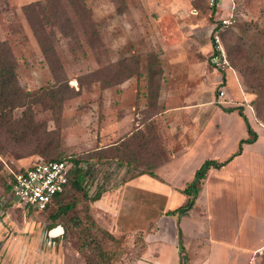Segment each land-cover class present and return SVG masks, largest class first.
I'll return each instance as SVG.
<instances>
[{
    "label": "rangeland",
    "instance_id": "1",
    "mask_svg": "<svg viewBox=\"0 0 264 264\" xmlns=\"http://www.w3.org/2000/svg\"><path fill=\"white\" fill-rule=\"evenodd\" d=\"M225 20L230 23L223 24ZM215 35L224 61L213 58ZM0 40L16 61L20 85L30 92L43 90L36 96L41 100L32 108L35 119L58 135L54 158L72 157L119 141L154 113L146 109L145 91L148 67L156 60L160 63L159 95L163 85L169 84L166 73L171 79L172 71L178 69L173 66L180 61L200 63L218 72L231 69L237 75L238 91L250 95L251 102L255 96L244 86L242 72L229 61L228 50L233 57L232 48L241 46L252 58L251 65L264 71V0H224L212 7L209 0H0ZM210 86L215 107L250 105L236 101V92L229 99L220 84ZM159 95L158 110H164ZM20 113L18 109L14 114ZM256 123L263 128L259 133L264 140V123ZM157 125L171 159L161 124ZM201 156L200 150L181 168L178 165L176 174L172 173L174 165L168 169L162 164L154 170L155 177L143 174L133 179L135 167L122 160L92 159L84 165L83 186L89 196L117 191L132 181L126 186L116 217L113 211L92 209L97 224L116 236L124 235L116 264H134L139 259L144 232L152 231L153 222L161 216L175 218L178 249L182 250L180 217L168 215L166 210L172 211L185 197L180 192L172 197L166 192L169 186L193 180ZM40 161L46 158H0V221L6 226L19 225L20 236L36 242L41 239L43 247L46 244L45 248L54 250L56 264H85L64 230L56 243L54 239L49 243L48 230L54 225H50L47 212L23 211L6 191L11 173ZM253 168L258 171L252 180L240 181L239 195L234 190L222 196L206 191L196 201L193 215L208 204L214 217L209 222L216 223L213 228L227 229L231 240L235 237L238 242H248L263 234L264 223H256L264 220V154L255 158ZM211 176L210 183L226 182L222 174ZM241 205L242 211L236 212L234 208ZM209 222H204L206 227ZM103 244L114 248L111 243ZM3 247L7 251L8 244L0 243V256ZM181 255L183 263L186 258ZM256 263L264 264V253Z\"/></svg>",
    "mask_w": 264,
    "mask_h": 264
},
{
    "label": "crops",
    "instance_id": "2",
    "mask_svg": "<svg viewBox=\"0 0 264 264\" xmlns=\"http://www.w3.org/2000/svg\"><path fill=\"white\" fill-rule=\"evenodd\" d=\"M177 62L179 65L173 67H178V69L172 71L171 79L166 73L169 84L163 85L159 95V102L164 105L165 109L155 117V122L161 124L167 148L171 154L170 161L163 166H168L170 169L174 165L172 173H178L182 165L193 159L201 150L202 156L198 160L199 167L197 166L198 168L193 172L194 175L206 160H213L217 163L227 160L236 153L239 141L247 138L242 118L237 111H228V109L235 108L234 106H213L210 84L223 86L222 88L226 90L229 99L230 96H233V92H236V101L248 103L251 99L250 95L238 91L237 75L231 69L218 72L210 70L200 63L195 65ZM227 97L224 98L227 99ZM220 100L224 101V99ZM243 113L251 129L256 133L257 139L251 144H243L241 153L226 165L219 169L208 170L199 185L193 207L186 215L179 218L178 227L182 233L180 242L182 250L178 249L175 218L161 216L153 222L152 231L144 232V250L134 264H257L261 254L264 253V236L261 237L264 233H259L258 237L248 239V242H238L235 237L232 240L231 237H227V229L213 228L216 223L209 222L214 217L210 215L212 208L208 204L196 215H193L194 209L197 208L196 201L203 193L214 191L217 196H222V193L234 190L239 195L240 181L252 180L258 171L254 170L253 162L259 154H264V140L261 139V133H259L263 128L256 123L249 104L243 108ZM211 174L224 175L226 182L210 183ZM227 180H231V182ZM190 182H186L182 186H169L167 192L166 189H162V191L172 197L175 194H180L181 190ZM126 186L117 191L102 194L100 199L93 203V207L103 211H113V216L116 217ZM181 198L183 197L180 196L179 199ZM185 201L186 197L182 204L172 210L182 206ZM240 207L243 206L234 208L236 212L242 211ZM169 210L170 208H167L166 211ZM214 220L216 222V219ZM200 221L202 224L209 222V225L207 224L206 227L204 224L201 227ZM263 221L256 224L261 225L264 223ZM6 224L0 221V243L1 245L8 244L7 251L6 247H3L4 252L0 256V264H56L57 256L54 254V250L51 252V248H45L46 244L43 247L41 239L36 242L34 238L20 236L18 234L19 225L9 224L6 226ZM114 225L118 226L116 223ZM31 227L27 226L28 229ZM58 227L61 226L48 230L49 243H52V239L56 243L57 238L61 237L58 235ZM181 253H184L186 258L183 263Z\"/></svg>",
    "mask_w": 264,
    "mask_h": 264
},
{
    "label": "trees",
    "instance_id": "3",
    "mask_svg": "<svg viewBox=\"0 0 264 264\" xmlns=\"http://www.w3.org/2000/svg\"><path fill=\"white\" fill-rule=\"evenodd\" d=\"M35 32L38 33V30ZM39 43L46 55L42 41L39 40ZM232 49L235 55L232 57V53L228 50L229 61L235 69L242 72L244 86L249 93L255 96L250 102L254 117L258 122L264 123L263 67L251 65L252 58L250 59L248 54L244 53L241 46H235ZM159 75L160 63L156 60L148 67L145 91L146 109L154 113L146 119H142L140 124L132 128L129 134L117 142L98 146L95 150L87 153L54 158L58 135L49 131L45 123L35 119L32 108L34 102L41 100L36 99V96L43 90L30 92L20 85L16 75V61L7 44L0 40V158L10 155L14 159L20 160L39 155L46 158L47 162L66 160L73 163L74 168L70 175L69 187L64 192L55 195L43 210L34 212H47L50 225H54V228L61 226L65 235L70 234V238L73 240L71 243L73 249L85 264H116L120 259L119 248L124 235L116 236L96 223L92 211L93 203L100 199L101 194L96 193L93 196L87 194L83 186L84 165L92 159L97 161L122 160L127 165L135 167L136 174L131 178L133 179L143 174L155 177L154 170L170 159L165 142L154 120L163 111L161 108L158 110ZM18 109H21L20 116H15L14 113ZM228 111H237L242 118L247 138L239 141L236 153L224 162L217 163L213 160H206L195 172L193 180L181 190V194L186 197L185 203L172 211H167L168 215L178 218L185 215L193 207L199 185L208 170L219 169L226 165L241 153L243 144H251L256 141V133L251 129L243 113V108L235 107ZM10 181L11 176L6 184L7 192L10 191ZM79 205L82 206L80 209ZM22 210L24 211V209ZM178 231L179 237H181L180 229ZM143 238L144 236H142L140 254L144 250ZM103 242L111 243L114 248H108Z\"/></svg>",
    "mask_w": 264,
    "mask_h": 264
},
{
    "label": "built area",
    "instance_id": "4",
    "mask_svg": "<svg viewBox=\"0 0 264 264\" xmlns=\"http://www.w3.org/2000/svg\"><path fill=\"white\" fill-rule=\"evenodd\" d=\"M224 0H209V5L216 6ZM229 20L223 24H229ZM215 59H223L224 51L219 38L215 35ZM223 95V92L220 93ZM74 168L71 161H40L33 165L11 173L10 196L16 207L24 210L41 211L51 199L64 192L70 184V175Z\"/></svg>",
    "mask_w": 264,
    "mask_h": 264
},
{
    "label": "water",
    "instance_id": "5",
    "mask_svg": "<svg viewBox=\"0 0 264 264\" xmlns=\"http://www.w3.org/2000/svg\"><path fill=\"white\" fill-rule=\"evenodd\" d=\"M57 231H58V235H59V236H62V235H63V228L58 227V228H57Z\"/></svg>",
    "mask_w": 264,
    "mask_h": 264
}]
</instances>
